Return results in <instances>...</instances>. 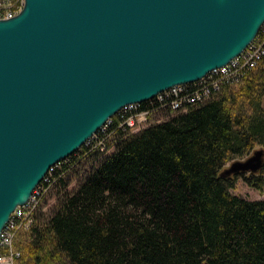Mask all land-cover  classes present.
Wrapping results in <instances>:
<instances>
[{"label":"water","instance_id":"1","mask_svg":"<svg viewBox=\"0 0 264 264\" xmlns=\"http://www.w3.org/2000/svg\"><path fill=\"white\" fill-rule=\"evenodd\" d=\"M263 25L264 0H24L0 20V235L125 106L229 64ZM263 166L256 149L220 176Z\"/></svg>","mask_w":264,"mask_h":264},{"label":"trees","instance_id":"2","mask_svg":"<svg viewBox=\"0 0 264 264\" xmlns=\"http://www.w3.org/2000/svg\"><path fill=\"white\" fill-rule=\"evenodd\" d=\"M240 83L137 132L116 120L104 150L84 145L68 157L95 165L20 234L17 264H264V199L231 192L239 177L262 189L264 166L220 176L264 147V59Z\"/></svg>","mask_w":264,"mask_h":264},{"label":"built area","instance_id":"3","mask_svg":"<svg viewBox=\"0 0 264 264\" xmlns=\"http://www.w3.org/2000/svg\"><path fill=\"white\" fill-rule=\"evenodd\" d=\"M23 6L24 0H0V20L14 17L23 9ZM263 59L264 25L249 47L229 64L210 71L200 81L177 85L158 94L157 97L148 101L153 102L155 108L152 110H138L142 103L125 106L94 134L86 146H100L104 150L106 138L110 136L107 132L116 120L120 128L128 126L132 132H137L150 124V118L154 113L164 110L187 111L190 106L204 103L220 91L223 86L239 84L250 71L257 68ZM101 134L106 135L101 138ZM67 159L54 165L34 190L30 199L24 205L18 206L11 214L10 220L0 235V264H17V259L22 254L17 247V240L22 232L30 230L35 225L36 215L43 204L45 195L53 184L51 177L54 168L59 167Z\"/></svg>","mask_w":264,"mask_h":264},{"label":"rangeland","instance_id":"4","mask_svg":"<svg viewBox=\"0 0 264 264\" xmlns=\"http://www.w3.org/2000/svg\"><path fill=\"white\" fill-rule=\"evenodd\" d=\"M261 62H263V60ZM240 85L241 83L235 85L234 89H238ZM170 116L171 115H168V113H166L165 111L154 113V115H152L150 118V123L160 122L164 119L169 118ZM109 140L112 141L113 138L110 137ZM115 148L116 147L112 142L108 151H106L107 154L113 152ZM261 148L264 147H257L256 149H261ZM245 158L247 157L237 158V159L243 160ZM90 160H91L90 158L88 159L82 158L80 161H77L76 163H73L70 160H67L66 162L64 161L65 165L68 166V168L67 170H63L61 174L62 179L60 181L59 180L54 181L53 184L51 185L50 190L44 197L42 207L38 211L39 216H42L44 218L50 216L55 211L60 197L65 192H72L78 187V185L86 178L89 172L93 169V165H95V163L90 162ZM64 162L59 165V169L63 168ZM231 162L227 163L225 167L229 166ZM231 192L237 195H242L252 200L264 199V187L262 189H259L253 185H250L244 180L243 177H239L237 179L235 187L231 189Z\"/></svg>","mask_w":264,"mask_h":264}]
</instances>
